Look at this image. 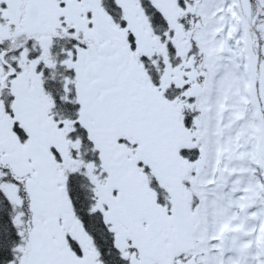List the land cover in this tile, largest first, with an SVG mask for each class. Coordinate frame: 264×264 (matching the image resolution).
Returning <instances> with one entry per match:
<instances>
[{"label":"snow or ice","instance_id":"snow-or-ice-1","mask_svg":"<svg viewBox=\"0 0 264 264\" xmlns=\"http://www.w3.org/2000/svg\"><path fill=\"white\" fill-rule=\"evenodd\" d=\"M0 264H264V0H0Z\"/></svg>","mask_w":264,"mask_h":264}]
</instances>
